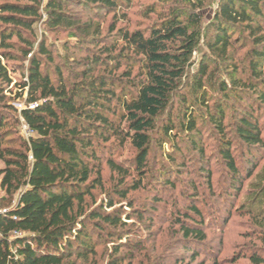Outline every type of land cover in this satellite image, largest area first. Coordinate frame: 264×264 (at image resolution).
Wrapping results in <instances>:
<instances>
[{
    "label": "trees",
    "instance_id": "trees-1",
    "mask_svg": "<svg viewBox=\"0 0 264 264\" xmlns=\"http://www.w3.org/2000/svg\"><path fill=\"white\" fill-rule=\"evenodd\" d=\"M208 1L212 0H168L160 11L151 5L147 13H157L158 20L130 29L117 28V23L118 14L125 18V6L132 0H0V85L10 86L14 81L9 68L16 71L18 67L8 61L23 64L24 78L15 85L20 90L17 98L26 95L19 113L32 131L29 138L13 133L9 122L18 109L1 92L0 192L5 194L1 203L6 212L0 216V264H69L72 256L94 252L95 235L109 234L120 241L123 237L118 232L123 229L112 231V227L126 222L113 208L114 199L87 208L86 198L92 195L97 180L92 176L100 177L105 160L121 174L122 183L113 190L117 195L127 196L122 187L129 182L134 190L142 187L149 176L152 133L182 89L196 97L193 100L184 93V106L188 107L180 125L194 148L203 151L197 143L203 134L198 107L206 111L205 122L217 133L219 157L229 178L225 197L239 196L246 182L250 187L235 209L252 217L262 245L252 246L248 255L240 258H246V264H264V165L257 170L258 157L264 152V0H213L217 9L210 37L202 32L203 15L199 12ZM72 8L112 13L116 22L110 36L114 39L98 41L101 31L81 24ZM40 23L73 36L66 41L68 50L100 42L96 50L73 60L81 65H100L104 70L92 77L84 71L83 86H78L70 84L57 65L56 78L52 79L55 47L45 37L38 40ZM241 33L248 37L242 47L246 51L238 57L235 48ZM202 38L216 59L231 64L227 69L229 83L222 81L220 87L225 99H233L240 109L231 113L229 124L228 105L217 102L211 106L207 100L211 65L202 61L189 74L192 54ZM130 63L139 66V78L132 77L133 67H127ZM122 84L132 92L122 95L117 91ZM166 128L164 140L173 149L165 155L175 162L183 151L176 143L178 133L173 123H167ZM111 140L129 141L135 149L129 167L116 163L111 155L104 159ZM201 173L210 177L208 169ZM164 183L172 185L173 181L165 179ZM104 206L113 209L107 212ZM182 214L177 224L184 233V251L197 256L196 248L207 247L206 217L194 203Z\"/></svg>",
    "mask_w": 264,
    "mask_h": 264
},
{
    "label": "rangeland",
    "instance_id": "rangeland-1",
    "mask_svg": "<svg viewBox=\"0 0 264 264\" xmlns=\"http://www.w3.org/2000/svg\"><path fill=\"white\" fill-rule=\"evenodd\" d=\"M155 6L158 11L163 10L168 5V0H132L130 5L125 6V18L122 13L118 14L120 20L117 28L127 27L135 29L138 27H146L152 25L158 20V15L148 14L149 6ZM217 3L208 1L207 4L199 10L203 15V30L206 36L210 37L212 30V22L216 14ZM72 11L81 19V24H91L93 28L101 31L102 38L113 40L110 36V28L116 22L112 13L107 12H85L80 9L72 8ZM77 35L85 38V34L78 32ZM88 36V35H87ZM204 36V35H203ZM46 38L47 43L53 44L55 47V61L51 64V77L56 78L55 67H61L63 77H66L70 84L83 86L84 71L88 77H92L104 70V67L95 64L81 65L78 60L88 55L90 51L96 50L98 44L86 42L82 49H66V41L73 36L64 30L51 31L42 23L38 24V40ZM248 35L241 33L236 42L235 52L238 57H242L245 49L242 47L247 42ZM88 39V38H86ZM90 41V40H89ZM209 52L204 38L196 47L192 54L191 62H193L189 74L192 75L198 69L199 63L205 61L210 64V77L207 80V100L213 106L217 102L227 104V120L231 121V113L240 109L238 103L233 99L229 101L225 99V94L221 90L220 83L226 81L229 83L227 69L231 64L216 59ZM3 63L6 61L3 60ZM7 63L18 67L16 71L10 67L9 75L14 80L10 86L0 85L3 95L6 99H10V103L18 110L14 112V117L10 120V127L13 133L23 134L21 120L17 122L16 117L20 119L19 110L21 105H25L26 95L17 98L20 91L15 85L17 81L24 78L25 68L18 61H8ZM133 63L127 67H133V78H139V66H133ZM126 67V65H125ZM113 68V67H109ZM121 68V70H123ZM119 70V72L121 71ZM192 79V76H190ZM117 91L122 95L131 93L132 89L124 84L117 86ZM184 93L189 98L195 99L193 94L188 90L182 89L176 94L169 107L161 114L157 122V129L152 133V151L149 155L147 169L149 176L144 180L143 186L134 190L133 182H129L122 187V191H126L125 198L117 195L113 190L116 186L121 185L117 171L112 170L105 160L101 162L100 177L96 174L92 176L95 180V187L92 189V195L86 198L87 208L93 209L97 206L106 204L109 199H114L118 213L122 216L125 225H120L113 230H123L119 235L123 238L109 236V234H101L94 236V252L87 256H72L69 264H109L118 261V264H246V258H240L248 255L252 246H260L262 243L258 240L253 219L250 215L242 214L235 208L246 193L247 182L242 187V192L238 196L232 195V199L225 197V190L228 185V174L225 165L219 157V144L215 129L205 122L207 113L203 108L198 107L199 123L203 126L202 137H197L198 145L203 147V151L194 148V144L190 142L188 136L183 132L180 125L184 121V110L188 106H184ZM17 98V99H16ZM233 107L234 110L231 108ZM264 120V118H263ZM173 123L177 129V144L181 146L183 155H176V161L170 162L165 152H171L173 146L164 140V131L167 130V123ZM231 131V129H229ZM17 133L13 137H17ZM109 148L104 150V159L112 156L116 163L123 167H129L136 151L129 141L121 143L111 140ZM200 147V148H201ZM264 165V152L258 157V169ZM208 169L209 176L202 175L201 171ZM134 177V174H131ZM165 179H171L172 185H166ZM131 181L130 178L127 181ZM156 191V192H154ZM5 197L3 192H0ZM193 198H196L193 200ZM189 203H194L200 207L206 217V248H196L198 255L186 253L184 251L186 242L184 241V233L180 229L178 216H182L184 209ZM133 204V207L130 205ZM113 208L104 206L105 211L109 212ZM130 218V219H127ZM120 227V228H119ZM110 231V227L108 228ZM118 235V234H117ZM118 248L119 250L115 249Z\"/></svg>",
    "mask_w": 264,
    "mask_h": 264
},
{
    "label": "built area",
    "instance_id": "built-area-1",
    "mask_svg": "<svg viewBox=\"0 0 264 264\" xmlns=\"http://www.w3.org/2000/svg\"><path fill=\"white\" fill-rule=\"evenodd\" d=\"M25 105H21V108L20 110L24 107ZM31 108L34 107L33 104L30 105ZM19 110V111H20ZM20 120H21V127H22V132H23V135L26 137V138H29L30 135H32V131L29 129V126L28 124L25 122L24 118L20 115ZM1 194H0V216L2 213L6 212V208L5 206L2 205L1 203Z\"/></svg>",
    "mask_w": 264,
    "mask_h": 264
}]
</instances>
